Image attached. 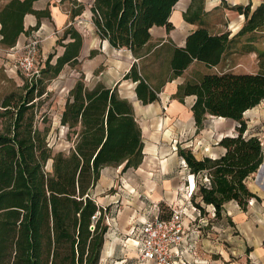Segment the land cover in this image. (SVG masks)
<instances>
[{
    "label": "trees",
    "instance_id": "trees-1",
    "mask_svg": "<svg viewBox=\"0 0 264 264\" xmlns=\"http://www.w3.org/2000/svg\"><path fill=\"white\" fill-rule=\"evenodd\" d=\"M35 0H9L0 7V44L14 47L22 33L40 27L49 9L37 10ZM67 1V0H61ZM72 23L58 38L63 53L48 54L41 74L26 80L24 91L11 93L1 102L6 117L0 131V264H99L109 229V208L99 204L92 194L105 166L138 167L144 157L142 129L132 102L117 88L103 83L90 87L82 74L70 89L61 125L68 128L73 145L55 152L48 142V129L36 123L37 98L46 92L50 81L67 65H78L84 34L75 18L84 12L85 4L68 0ZM180 0H93L91 11L96 32L115 48H128L140 58L151 39L153 26L174 28L170 20ZM206 0H191L184 18L198 27L188 35L186 45L169 47L172 80L195 60L213 67L239 42V38L264 29V2L254 10L251 4L236 5L245 15L242 28L213 33L203 19ZM33 13L36 26L25 28L24 17ZM243 52L258 51L257 72L230 70L206 72L182 83L174 98L181 102L195 95L192 106L197 129L208 115L232 118L238 122V133L224 136L220 144L226 151L219 157L199 158L191 148L179 147L180 154L196 176L193 203L204 211V204L215 207L222 215L229 201L246 209L252 198H259L249 186L264 162V149L258 136H247L244 113L264 100V50H256L252 39L242 45ZM125 79L138 82L139 100L152 103L159 99L161 85H153L135 62ZM53 160V170L47 162ZM208 178V180H206ZM170 214V212H169ZM168 214V215H169ZM168 215L164 217H168Z\"/></svg>",
    "mask_w": 264,
    "mask_h": 264
},
{
    "label": "crops",
    "instance_id": "crops-1",
    "mask_svg": "<svg viewBox=\"0 0 264 264\" xmlns=\"http://www.w3.org/2000/svg\"><path fill=\"white\" fill-rule=\"evenodd\" d=\"M8 1L0 0L2 5ZM60 1H34L35 9L48 8L51 17H42L38 29L22 33L14 49L24 45L33 31H39L43 55L47 56L54 50L58 35L72 23L70 12L62 8ZM78 1L85 4L84 12L75 18L76 27L84 34L78 74H84L85 82L90 87L103 83L107 87L117 88L122 97L132 102L142 129V163L136 168L126 169L124 164L118 167L105 166L92 190L98 203L109 208L106 240L111 238L117 242L118 238L127 237L133 241L138 252L136 243L142 236V222L159 212L163 217L168 215L172 206L185 205L188 212H192L190 207L197 187L196 176L190 172L179 147L188 148L190 145L197 157L216 158L226 151L220 140L224 136L238 133L236 120L214 115H208L203 127L198 130L192 111L196 96L189 95L184 102L173 97L186 80L206 72L218 71L227 58L225 56L221 63L213 67L206 66L207 68L196 64L198 61L195 60L182 75L168 80L172 72L169 65L170 45L184 47L188 35L198 27L184 18L191 0H180L175 5L170 18L174 25L172 30L156 25L151 28V39L145 47V54L140 58L128 48L118 49L108 40L101 39L96 32L91 8L87 5L88 0ZM263 2L264 0H206L203 19L213 33L228 31L230 37H233L245 21V15L236 11L234 6L251 4L254 10ZM88 18L90 21L82 25ZM37 23L38 17L35 14L25 15L26 29ZM252 57L256 58L257 54L254 53ZM135 62L153 85L159 86L165 80L157 101L142 103L136 92L138 82L124 78ZM66 67L59 76L66 71ZM69 75L72 76L73 73L70 72ZM78 78L74 79L71 88ZM67 97L68 95L57 111L56 122L60 125ZM244 119L247 122L245 135L257 136L258 131L264 127V100L248 109L244 113ZM206 146L210 148L211 154L205 151ZM259 172V179L250 187L259 198H252L246 209L241 208L236 201H229L225 204L222 215L217 217L213 205L202 203L204 211L201 210V215L195 213L196 219L186 217L187 236L181 247L184 259L178 260L177 264H264V162ZM220 242H226L227 247L221 246ZM139 258L143 264H149L140 256Z\"/></svg>",
    "mask_w": 264,
    "mask_h": 264
},
{
    "label": "rangeland",
    "instance_id": "rangeland-1",
    "mask_svg": "<svg viewBox=\"0 0 264 264\" xmlns=\"http://www.w3.org/2000/svg\"><path fill=\"white\" fill-rule=\"evenodd\" d=\"M2 4L3 2H0V7L2 6ZM91 4L92 0H88L87 5H89V8H91ZM72 6L73 4L70 1H62V8L64 10H68L70 12ZM86 21L89 22V18L88 20L85 19L82 25L86 24ZM63 32L58 35V38L63 34ZM31 35H29L28 38ZM249 37L252 39V44L253 46H255L256 50H264V29L258 30L257 32L253 33V35L247 34L239 38L240 41L237 42V44L234 45L235 47L232 49V51H230L226 55L227 60L222 63L221 68L219 67L220 71L225 69L239 73L259 71V52H243L241 49L242 45L246 40H248ZM28 38L26 42L28 41ZM58 38L56 39V43ZM26 42L24 43V45L26 44ZM24 45H22L19 49H14L11 52L9 48H4L0 44V131L3 130L5 122L7 120L5 116L1 115V112H3L1 102L5 99L6 96L11 93H17V95L22 93L25 89V81H31L32 78L36 77V75L33 74L27 75L21 70H11L9 67L14 64L16 58L21 55L23 51L22 47ZM63 49L64 48L62 45L57 44L53 51H56L57 55H59V53H61ZM254 53L257 54L256 58L252 57ZM57 55L55 56L54 60L56 59ZM47 57L48 55L44 56L41 51L40 35L38 66H41L42 69L45 66V60L47 59ZM196 64L207 68L203 62L198 61ZM78 67V65H68L66 67V71H64L61 76L55 77L50 81H46V92L41 97L37 98L36 123L40 129H48L47 139L49 145L54 149L55 152H67L73 145V140L67 137L68 128L64 127V125L62 127V125L57 123L56 118L57 111L63 105L66 96L69 94L71 85L74 83V79L78 78L79 76ZM70 72L73 73L72 76L69 75ZM188 148H191V146L189 145ZM52 164L53 160L50 159L46 165L47 171L51 172L53 170ZM259 177L260 172L258 171L255 175H253L251 179H249L250 187H253V184H255ZM105 195L106 194H102V196ZM106 241V245L104 244L99 264H143L141 259L139 258L137 248L132 240H128L127 237L123 236L122 238H118L117 242L111 238H108V240ZM220 243L221 246L227 247L226 242Z\"/></svg>",
    "mask_w": 264,
    "mask_h": 264
},
{
    "label": "built area",
    "instance_id": "built-area-1",
    "mask_svg": "<svg viewBox=\"0 0 264 264\" xmlns=\"http://www.w3.org/2000/svg\"><path fill=\"white\" fill-rule=\"evenodd\" d=\"M1 38L2 35H0ZM14 48H9V50L12 52ZM39 48V31H33L26 44L22 47L21 55L16 58L14 64L9 66L10 69L21 70L27 75H40L42 67L38 66ZM257 136L264 149V127L258 131ZM204 149L211 154L209 147L206 146ZM189 194L191 196L192 191ZM190 209L191 213L188 212V208L185 205L172 206L168 217L161 216L159 212L152 218L142 222L140 230L142 236L136 243L139 256L150 264H177L178 260H183L184 253L181 247L187 236L186 217L196 219L194 214L198 213L201 215L202 213L201 208L194 203L191 204Z\"/></svg>",
    "mask_w": 264,
    "mask_h": 264
}]
</instances>
